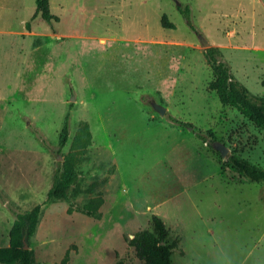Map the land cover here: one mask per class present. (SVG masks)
I'll list each match as a JSON object with an SVG mask.
<instances>
[{
	"label": "rangeland",
	"instance_id": "rangeland-1",
	"mask_svg": "<svg viewBox=\"0 0 264 264\" xmlns=\"http://www.w3.org/2000/svg\"><path fill=\"white\" fill-rule=\"evenodd\" d=\"M185 5L195 31L178 9ZM36 8L0 0V247L16 214L40 204L28 239L40 264H145L131 239L154 231L155 214L179 242L173 264H264V181L232 160L264 167V129L221 101L207 55L216 47L264 102L259 0H50L53 24L34 17ZM85 123L92 141L78 182L67 199H51Z\"/></svg>",
	"mask_w": 264,
	"mask_h": 264
},
{
	"label": "trees",
	"instance_id": "trees-1",
	"mask_svg": "<svg viewBox=\"0 0 264 264\" xmlns=\"http://www.w3.org/2000/svg\"><path fill=\"white\" fill-rule=\"evenodd\" d=\"M37 8L34 17L41 16L49 24L59 22L60 18L53 14L50 8V0H36ZM180 13L187 24L194 31L197 30L193 24L192 9L189 5L179 6ZM31 22H27L30 27ZM162 25L165 28H175L167 15L162 18ZM207 55L215 69V81L213 88L224 104L238 107L261 129H264V102L252 99L246 88L235 80L231 73L230 65L221 59L220 52L216 47H209ZM171 120L178 124H185L179 119L171 116ZM198 136L207 141L206 137L198 133ZM70 139V115H67L60 135L61 148L66 146ZM92 133L87 123L83 124L74 141V151L66 156L63 169L56 178L54 186L49 191L51 199H67L69 191L78 182L79 173L76 168L79 156L91 144ZM234 165L240 173L255 182L264 181V167L248 164L238 158H232ZM102 203V199H97L86 206L85 210L89 214L96 215V210ZM42 206L40 204L24 212L16 214V220L10 231V244L0 247L1 264H40L33 257L31 249L24 247V237L31 238L38 227ZM152 221L154 231L141 230L131 239V244L135 247L138 257L145 264H173L172 256L178 247V240L171 241L170 232L166 223L159 215H153ZM68 259H64L62 264H67Z\"/></svg>",
	"mask_w": 264,
	"mask_h": 264
},
{
	"label": "water",
	"instance_id": "water-1",
	"mask_svg": "<svg viewBox=\"0 0 264 264\" xmlns=\"http://www.w3.org/2000/svg\"><path fill=\"white\" fill-rule=\"evenodd\" d=\"M201 37V41L203 43L204 46L206 47H209V42L205 39L204 36L200 35ZM153 106L154 108L161 114V115H165L166 111H167V108L161 104H158V103H153ZM214 147L221 152V154L226 157L229 149L228 147L221 143V142H214ZM24 247L26 249H30V246H29V242H28V239H27V235L24 237Z\"/></svg>",
	"mask_w": 264,
	"mask_h": 264
},
{
	"label": "crops",
	"instance_id": "crops-1",
	"mask_svg": "<svg viewBox=\"0 0 264 264\" xmlns=\"http://www.w3.org/2000/svg\"><path fill=\"white\" fill-rule=\"evenodd\" d=\"M259 5H260L261 10L264 11V0H259Z\"/></svg>",
	"mask_w": 264,
	"mask_h": 264
}]
</instances>
